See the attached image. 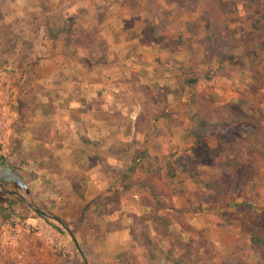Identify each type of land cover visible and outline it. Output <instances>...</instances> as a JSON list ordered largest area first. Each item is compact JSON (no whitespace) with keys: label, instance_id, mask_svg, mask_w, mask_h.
I'll list each match as a JSON object with an SVG mask.
<instances>
[{"label":"rangeland","instance_id":"rangeland-1","mask_svg":"<svg viewBox=\"0 0 264 264\" xmlns=\"http://www.w3.org/2000/svg\"><path fill=\"white\" fill-rule=\"evenodd\" d=\"M9 1L0 0V4L4 5ZM148 1L152 4L144 10L149 18L148 26L153 27L156 22L157 30L163 35L156 37L157 51L146 54L148 60L156 61V74L161 79L156 87L145 88L147 86L143 85H152L156 80L153 75H146L142 78L145 84L132 87L142 100L139 109H134L140 113L141 120H145L150 114L159 117L161 112L169 115L162 118L158 129L169 127L172 135L166 141L176 145L177 154L186 156L188 160L184 163V168H190L205 181L216 177H220V180L223 177L222 172L215 169V164L212 165V161L219 165L232 157L227 146L230 142L223 141L220 150H217V141L214 139L203 142L200 149L216 150V159L206 149L200 153L197 150L185 151L190 145L183 142L187 116L196 112L207 120L235 119L247 125L251 133L243 134L241 146L244 155L240 158L239 169L234 173L235 179L226 194L216 201L203 204L197 198L205 192L189 181L186 187L189 198L172 196L158 175L154 161L148 164L146 160L147 165L143 170L147 192L155 200V214L162 217L155 227L151 222V211L140 217L137 223L133 222L131 244L123 245L119 252L107 255L103 260H98L87 245L84 232L78 235L66 230L59 234L53 230L54 225L59 224L51 217L47 218L52 228L39 238L52 243L49 247L55 255L67 257L75 252L80 257L76 250L78 248L85 260L88 259L87 264H114V257L122 252L133 259V264H166L163 257L169 250L173 251L174 258H182V264H264V246L260 249L253 248L249 252L250 237L264 235V160L251 155L248 149L249 145L260 148L256 138L264 144V0ZM36 2H39V9L31 13L36 14L35 17L42 21L38 23L43 25V3L42 0ZM35 6L30 9L33 10ZM2 11H7V8ZM2 11L0 10V17L2 16L3 23L11 26L10 35L0 32V99L9 115V109L13 111L14 105L13 99L11 100L13 83L39 80L40 69L48 60L43 58L38 43L33 47L28 39L30 27L5 21ZM62 11L57 6L50 11L48 17L56 22L63 18ZM74 29L76 36L79 35L81 31ZM42 30L38 32L41 33ZM167 31L174 32L175 35L170 38L172 33L165 34ZM140 40L150 41L147 37ZM135 47L137 49L133 55L142 57L137 43L130 46L131 49ZM58 60L59 58L55 60L56 63ZM148 60L149 65L151 62ZM36 64L37 67H34ZM169 66L173 69L165 68ZM25 68L28 73H25ZM138 74L139 72L132 71L131 81L138 80ZM7 83L10 88L5 87ZM131 105L133 104L129 103L128 106ZM11 124L10 120L9 127ZM140 141L142 143L143 139ZM147 142L152 146L151 157H154L165 140L157 134L150 136ZM80 156L77 153L79 162L82 161ZM85 162L83 161L84 166L81 164V172L75 174L77 185L82 183V186H78L79 194L86 196L88 192L87 198L82 199L83 209L87 208L84 202L93 201V191L96 189L91 182L93 174H90ZM249 166L251 169L246 170ZM105 170L117 177L118 189H115L121 192L122 182L118 185L121 169ZM126 181L131 182L129 178ZM102 190H106V184L102 185ZM108 202L109 207L117 208L118 202L114 196ZM232 204L236 206L230 207ZM248 204L252 207H247ZM226 205H230L229 208H225ZM20 208L22 209L19 211L15 208L16 216L23 217L32 213L25 212L22 206ZM32 208L42 206L33 204ZM151 209L153 205H150ZM224 211L229 215V220L223 217ZM21 233L36 235L32 232ZM63 238L72 244L69 245L70 248L59 243ZM12 241L13 232L8 242ZM0 243L5 245L1 238ZM233 252L235 259L228 261L226 257ZM0 264H13V259L1 258Z\"/></svg>","mask_w":264,"mask_h":264},{"label":"crops","instance_id":"crops-1","mask_svg":"<svg viewBox=\"0 0 264 264\" xmlns=\"http://www.w3.org/2000/svg\"><path fill=\"white\" fill-rule=\"evenodd\" d=\"M42 3L46 9L43 25L38 23L42 21L35 18L37 15L31 13L39 9L36 0H10L0 4L1 11L7 8L2 11L5 21L30 27L28 39L33 47L38 43L43 58L48 60L40 69L39 80L17 84L41 87L36 102L50 103L53 108L52 115L44 116L42 111H36L19 127L16 125L18 114L9 109L12 124L2 134L0 142V187L20 195H8L13 197V207L17 211L22 208L14 198L23 202L25 212H32L13 217L37 226L40 233L29 236L20 231L12 242L0 243V259L11 258L13 264H83L75 252L66 257L50 251L52 243L39 236L52 227L34 213L32 205L42 206L51 216L66 223L67 227L59 224L63 231L70 230L78 235L84 232L87 245L98 260L131 244L133 222L137 223L140 217L154 211L150 210V205L154 208L155 200L147 192L143 169L147 165L146 155L152 152L147 141L150 136L159 134L158 124L162 121L153 114L141 120L134 108L139 109L142 100L132 87L145 84L142 78L146 75H153L156 80L152 85H143L147 86L145 88L160 84L161 77L155 69L158 65L147 59L146 52L157 51L156 37L163 33L157 30L156 22L153 27L148 26L149 18L144 12L152 6L148 0H42ZM31 6L35 8L32 10ZM57 6L63 9V18H72L81 32L72 44L59 42L50 50L42 44L46 32L44 22ZM40 29H43L41 33ZM171 33L170 38L175 35ZM146 37L149 42L140 40ZM136 43L142 57L133 55L137 48L130 46ZM147 60L151 62L149 65ZM132 71L139 72L138 80L131 81ZM17 84L13 83V104L23 97H18ZM5 87L10 88L8 83ZM150 102L155 103L154 100ZM129 103L133 105L130 107ZM124 109L127 112H122ZM82 137L98 143L100 150L106 153L104 165L89 168L94 177L92 186L96 189H92L93 201L84 202L87 205L84 211L82 199L87 198L88 192L86 196L79 194L78 186L82 183L77 185L73 178L81 172V164L84 166L83 161H86L83 157L79 162L77 157ZM11 166L18 168L17 173L9 171ZM85 166L88 168V163L85 162ZM114 168L121 169L119 177L123 178L117 208L109 207L108 202L114 196L117 177L105 170ZM128 178L130 183L126 181ZM47 217L44 218L48 220ZM53 230L56 232L55 228ZM1 232L2 227L0 238ZM59 243L67 248L72 245L65 238Z\"/></svg>","mask_w":264,"mask_h":264},{"label":"trees","instance_id":"trees-1","mask_svg":"<svg viewBox=\"0 0 264 264\" xmlns=\"http://www.w3.org/2000/svg\"><path fill=\"white\" fill-rule=\"evenodd\" d=\"M41 11L44 9L41 8ZM36 18V17H35ZM2 16L0 17V32H4V34L10 33L11 26L8 24H4L2 20ZM37 19V18H36ZM44 26L46 29L45 32V41L43 42V46L47 49L54 50L59 42H63L66 45H70L74 42V38L76 37L75 23L72 18H60L58 21H52L48 16L45 18ZM10 35V34H9ZM18 89V97H22L21 99H17V101L13 105V112L17 115V126L19 124L27 123L29 118L35 114L36 111H42L44 116L52 115L53 108L50 103L41 104L36 102V94L41 91V87L33 86L26 87L22 84H17ZM26 97V98H25ZM25 98V99H24ZM155 102V101H154ZM155 104V103H154ZM191 103H189L190 106ZM164 115V116H163ZM167 113L161 112L159 116L161 119L167 117ZM169 116V115H168ZM28 119V120H27ZM167 119V118H165ZM13 126V125H12ZM160 136L164 138L165 143L162 145L160 149L157 150V154L154 157L148 153L146 155V159L148 160V164L153 162L155 167L157 168V173L162 179V181L167 185L169 193L172 196H182L185 198H189L187 194V181L196 186L198 189L203 190L205 193L200 195L197 199L200 203L208 204L211 203L212 200H217L223 194H226L227 189L231 187V182L234 177V173L239 169L240 158L244 155L242 152V142H243V134L247 135L251 133V129L243 124L239 120L228 119L224 121L220 120H207L203 118L200 114L196 112H192L187 116V124L184 129L183 142L185 144H190L189 147L185 150H197L198 153L203 152L205 149L209 152L213 159H216V150L204 148L200 149L203 142L208 139H214L217 141V150L221 149L222 142L227 140L228 148L230 149V154L232 157L224 160L223 163L217 165L214 161H212V165L215 164L216 170L222 172L223 177L219 180V178H214L210 181H205L196 175L193 170L185 167L184 163L187 162V158L185 155L177 154V147L175 144L170 141H166V139H171V132L169 131V127L165 129H160ZM167 136V137H166ZM48 138V137H45ZM13 140V138H11ZM256 140L260 143V148L256 149V146L249 145L248 149L251 155L264 160V144L256 138ZM78 153L81 154L80 157H84L86 162L88 163V168L95 166L96 164L104 165L106 159V153L103 150H100L98 143H93L89 141L87 138L82 137L80 139V147L77 150ZM237 153V154H235ZM213 154V155H212ZM239 160V161H238ZM251 169L249 166L247 169ZM18 171V168L14 169L13 166L9 167V171L13 172ZM17 173V172H16ZM76 175H74L75 179ZM224 179V180H223ZM123 178H118V185H121ZM117 186V185H116ZM123 184L121 185V189ZM125 188L127 185L124 186ZM118 189V186L115 187ZM114 188V197L118 198V191ZM122 191V190H121ZM151 196V195H150ZM156 198V197H155ZM16 202L20 203L23 208V202L18 198H14ZM159 202V201H158ZM13 197H9L2 191H0V227L1 225L9 219L12 215H15V208L13 207ZM230 205H226L227 208ZM235 204H232L230 207H235ZM247 207L251 208L252 205L248 204ZM229 208V207H228ZM26 209V208H25ZM40 211V214H37L38 217L43 218L48 224L51 222L44 218V216L51 217L58 224H63L67 227V224L60 221V219L51 216L44 208H37ZM153 217L151 219L152 225L155 227L156 223L160 221L162 217L155 214V207L153 208ZM224 208H221L223 210ZM83 209L82 211H84ZM224 211L223 217L226 220H229V215L225 214ZM19 217V216H18ZM55 230L59 233H63V229L59 225H54ZM264 236V235H263ZM250 237V246L249 252L254 249H260L264 246V237ZM81 247V246H79ZM173 251L169 250L164 253V261L166 264H182V258L176 257L174 258ZM235 253H231L226 259L228 261L234 260ZM133 259L129 258L126 253H119L114 257V264H133ZM89 261L86 258L83 264H87Z\"/></svg>","mask_w":264,"mask_h":264},{"label":"built area","instance_id":"built-area-1","mask_svg":"<svg viewBox=\"0 0 264 264\" xmlns=\"http://www.w3.org/2000/svg\"><path fill=\"white\" fill-rule=\"evenodd\" d=\"M9 124H10V119H9L8 111L5 108V106L2 104V101L0 99V142H1L2 134H4V132L8 130ZM20 231L27 233L32 232L34 234L40 233V229H38L37 226L28 225L24 223L21 219L13 217L6 220L2 226V232H1L2 242L8 243V240L12 232H13V240H14L16 237H18V233Z\"/></svg>","mask_w":264,"mask_h":264},{"label":"water","instance_id":"water-1","mask_svg":"<svg viewBox=\"0 0 264 264\" xmlns=\"http://www.w3.org/2000/svg\"><path fill=\"white\" fill-rule=\"evenodd\" d=\"M0 190H1L3 193L7 194V195H15V196H17V197H20V195H19L18 193H15V192H12V191H6V190H4L2 187H0ZM33 211H34V213H36V214H40V211L37 210V209H34ZM44 217H46V216H44ZM76 250H77L78 254L80 255L82 261L85 262V258L83 257V255H82V253L80 252V250H79L78 248H76Z\"/></svg>","mask_w":264,"mask_h":264}]
</instances>
